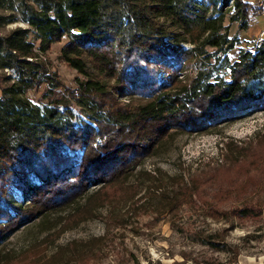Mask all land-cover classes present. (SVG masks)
<instances>
[{
	"label": "trees",
	"instance_id": "1",
	"mask_svg": "<svg viewBox=\"0 0 264 264\" xmlns=\"http://www.w3.org/2000/svg\"><path fill=\"white\" fill-rule=\"evenodd\" d=\"M260 10L250 0H0V27L28 26L0 35V245L92 186L128 177L172 132L264 110V38L235 61L226 54L231 24L247 30ZM65 36L59 56L78 72L73 88L46 60ZM200 54L214 63L182 84L173 73ZM12 187L23 201L10 198Z\"/></svg>",
	"mask_w": 264,
	"mask_h": 264
},
{
	"label": "rangeland",
	"instance_id": "2",
	"mask_svg": "<svg viewBox=\"0 0 264 264\" xmlns=\"http://www.w3.org/2000/svg\"><path fill=\"white\" fill-rule=\"evenodd\" d=\"M250 1L261 10L247 30L231 24V61L264 31V0ZM18 26L28 27L10 23L0 35ZM66 41L52 44L46 60L73 88L78 72L59 56ZM214 59L194 56L173 74L190 82ZM44 90L41 85L30 97L37 100ZM53 141L54 149L68 151L63 139ZM69 155L78 161L80 152ZM9 196L23 201L14 187ZM83 197L17 229L0 245V264H264V110L202 132H172L128 177L92 186Z\"/></svg>",
	"mask_w": 264,
	"mask_h": 264
},
{
	"label": "built area",
	"instance_id": "3",
	"mask_svg": "<svg viewBox=\"0 0 264 264\" xmlns=\"http://www.w3.org/2000/svg\"><path fill=\"white\" fill-rule=\"evenodd\" d=\"M263 38H264V31H262V32L258 35V37H257V41H256V42H261V41L263 40Z\"/></svg>",
	"mask_w": 264,
	"mask_h": 264
}]
</instances>
